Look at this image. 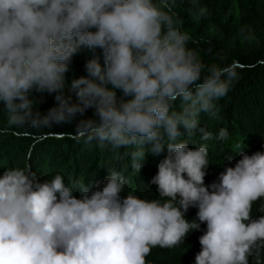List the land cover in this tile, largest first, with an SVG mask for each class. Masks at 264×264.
I'll return each mask as SVG.
<instances>
[{
  "label": "clouds",
  "instance_id": "9594fccd",
  "mask_svg": "<svg viewBox=\"0 0 264 264\" xmlns=\"http://www.w3.org/2000/svg\"><path fill=\"white\" fill-rule=\"evenodd\" d=\"M182 2L0 0V109L9 128L74 124L77 141L123 150L137 173L146 153L167 152L151 178L155 199L122 195L128 181L114 167L92 187L59 172L41 180L30 166L5 168L0 264H147L153 248H174L201 224L195 264H249L260 255L264 215L251 213L264 198V152H241L206 185L208 147L189 146L197 132L203 141L228 137L225 128L214 136L199 127V116L218 115L240 65L206 63L189 47ZM187 3L195 17L207 16L199 0ZM83 50L93 53L86 75L68 82ZM46 97L54 104L42 112Z\"/></svg>",
  "mask_w": 264,
  "mask_h": 264
},
{
  "label": "trees",
  "instance_id": "16d2710c",
  "mask_svg": "<svg viewBox=\"0 0 264 264\" xmlns=\"http://www.w3.org/2000/svg\"><path fill=\"white\" fill-rule=\"evenodd\" d=\"M199 5L207 8L206 17H195L187 0L178 7L184 19L183 30L193 37L189 47L199 49L206 63H220V57H223L225 64L237 61L240 65L239 79L228 95L218 101V115L213 118L201 113L199 116V127L211 131L214 136L225 128L228 137L203 141L197 132L190 141V147L201 144L208 147L210 163L205 184L209 185L217 180L226 166L235 165L241 152L249 155L264 152V0H199ZM96 54H100L99 49ZM92 55L83 50L73 57L67 73L68 82L86 75L84 64ZM53 104L54 99L46 97V102L39 107L44 112ZM74 132V124L39 130L9 128L6 113L0 109V174L5 168L30 166L37 179L51 180L59 172L66 182L80 180L92 187L103 181L108 169L114 167L128 181L122 195L158 198L151 178L166 151L160 156L146 153L141 171L137 173L132 171L130 158L123 156V150L114 152L110 147L102 150L95 141L90 144L77 141ZM238 146L242 147L237 150ZM262 205L264 198L254 202L252 218L264 215ZM196 212V208H190L185 218L196 219ZM204 231L206 224H201L200 229L191 232L184 243L171 249L153 248L146 257L147 264H195V256L201 250L199 237ZM249 264H264V249L260 250L258 257H250Z\"/></svg>",
  "mask_w": 264,
  "mask_h": 264
}]
</instances>
